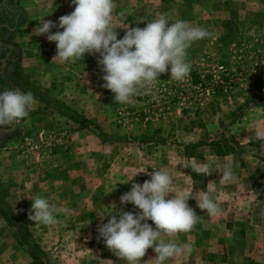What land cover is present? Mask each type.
Here are the masks:
<instances>
[{
	"label": "rangeland",
	"instance_id": "obj_1",
	"mask_svg": "<svg viewBox=\"0 0 264 264\" xmlns=\"http://www.w3.org/2000/svg\"><path fill=\"white\" fill-rule=\"evenodd\" d=\"M161 1L167 3L115 0L117 38L127 25L143 28L141 16L185 14L191 3ZM192 1L197 14L208 18L190 23L211 35L187 50L188 76L176 81L168 72L160 74L152 92L132 104L116 103L114 94L101 87L98 53L60 70L48 48L38 57L42 62L18 46L8 50L17 62L3 72L14 86L30 90L37 103L26 122L0 133V154L5 155L0 157V210L14 220L6 224L0 215V264H124L98 239L97 229L119 210L138 211L121 205L120 196L133 182L142 184L153 170L164 168L178 189L211 187L223 209L211 216L189 199L197 223L189 232L163 239L190 244L192 252L165 264H264V136L257 135L264 132V0ZM43 5L41 10L47 9ZM69 8L61 2L57 12L69 14ZM3 50L0 46V59ZM48 99L88 126L59 113ZM142 137L148 141L136 140ZM211 155L232 166L236 182L221 183L220 173L204 176L186 167L188 158ZM37 195L56 206L57 223L28 219L30 198ZM236 238L242 239L238 245ZM201 243L204 248H193ZM154 256L147 249L141 264Z\"/></svg>",
	"mask_w": 264,
	"mask_h": 264
},
{
	"label": "clouds",
	"instance_id": "obj_2",
	"mask_svg": "<svg viewBox=\"0 0 264 264\" xmlns=\"http://www.w3.org/2000/svg\"><path fill=\"white\" fill-rule=\"evenodd\" d=\"M71 4L74 10L61 16L58 22L43 20L42 16L32 34L44 35L49 42H55L56 54L52 60L61 65L79 62L85 54L98 53L97 63L103 73L101 87L110 90L119 104L135 103L136 97L152 92V85L165 72L171 79L183 81L191 70L186 60L187 50L193 42L211 35L189 21L170 22L167 16L157 14L143 28L127 25L118 39L117 26H112L114 0H71ZM3 23L0 20V25ZM53 28L57 31H51ZM36 103L30 90L0 86V133L26 122ZM257 135L264 136V132ZM186 167L204 176L220 173L221 183H234L238 179L232 166L215 155L207 160L188 158ZM212 191L211 187L195 191L193 187L178 189L169 169L153 170L149 180L142 184L133 182L130 191L119 198L121 205L131 204L138 211L119 210L110 215L98 227V239L124 264H141L149 248L155 256L144 264H165L178 255L187 257L192 252L190 244L166 242L163 237L189 232L197 223L199 216L189 206V199L211 216L221 214L223 209ZM30 199V221L41 225L57 223L55 205L40 195ZM106 262L113 264L111 260Z\"/></svg>",
	"mask_w": 264,
	"mask_h": 264
},
{
	"label": "crops",
	"instance_id": "obj_3",
	"mask_svg": "<svg viewBox=\"0 0 264 264\" xmlns=\"http://www.w3.org/2000/svg\"><path fill=\"white\" fill-rule=\"evenodd\" d=\"M146 1H148V0H146ZM190 1L192 4L189 2V3H187V5H185V7H186L185 8L186 9L185 14H182V13H180V14L166 13L165 16H167L169 18V21H172V22H174L177 19L186 20L189 22L197 21V19H198V22L207 21L206 18H208V15L203 17V16H200V14H197V11H196L197 5H195L192 0H190ZM61 2H67V4L70 7L69 8L70 13L74 10V5L71 4V0H10L9 5L18 6L24 13L23 21L17 27L12 25V18H11L10 13L7 10L0 13V20L4 21V23L2 25H0V29H2V30H0V46L3 47V49H4L2 51V53H3L2 55L4 56V58L0 59V86H3V87L14 86L11 78L8 77L3 72V70L5 69L8 71L12 65L16 64L15 61H17V60H16L15 55L11 56V55H8V53H7L8 50L12 51V49L15 46H18L21 50L24 49L25 50L24 52H26V50H27L31 55H33V57L35 58L36 61L37 60L39 61L38 57L40 55H42L44 50L47 51V48H48L49 57L53 58L55 56V54H56L55 42H49L44 35L37 36V35H33L32 33H33L34 28L38 25L39 19L42 16H44L42 18L43 20H51L55 23V22H58V20L61 16L67 14L66 10L63 12H59V11L57 12V7L59 6V4ZM43 3H45V7L47 9L41 10V6L43 5ZM164 3H167V1L162 2L161 0H158L159 5L160 4L164 5ZM169 3H171L170 0L168 1V4ZM114 4H115V0H114ZM0 6H1V3H0ZM1 7L3 9H5V7H3V6H1ZM48 9H53L54 12H56V13H54L53 11H48ZM156 15H157V13L154 12L152 15L141 16L139 19L142 21L143 27L146 25L148 20L154 18ZM180 15H183L184 17H181ZM113 16H114V11H113ZM59 30L62 31V29H59ZM51 31L55 32V31H57V29L53 28ZM9 36H11V37L8 38ZM28 36H29V39H28ZM44 38H45V42L41 40ZM5 39L9 40L10 43L9 42L4 43ZM42 43H44V46H42ZM52 52L54 53V55L52 54ZM5 53H6V55H5ZM39 62H42V61H39ZM38 67L41 68V65ZM54 67H55L54 65L50 66V68H52V69ZM56 68L60 69V70L61 69L64 70V69H66V66L62 65V67H60V65H59L58 67L56 66ZM4 156H5L4 153L1 152L0 157L2 159H4L5 158ZM1 219L3 220V222L6 223V221H4V219L2 217H1ZM229 230H231V229H229ZM241 240L242 239L236 238L235 243L237 242V245H238L241 243ZM193 248H195V249L204 248V243L196 244L193 246ZM234 255H235V253L233 254V256ZM237 258H239V257H237Z\"/></svg>",
	"mask_w": 264,
	"mask_h": 264
},
{
	"label": "trees",
	"instance_id": "obj_4",
	"mask_svg": "<svg viewBox=\"0 0 264 264\" xmlns=\"http://www.w3.org/2000/svg\"><path fill=\"white\" fill-rule=\"evenodd\" d=\"M3 1V2H2ZM0 3H1V6L5 7L4 10H7L11 17H12V25L13 26H19L22 21H23V18H24V13L23 11L16 5H9V0H0ZM17 62V61H15ZM48 104L50 106H52L54 109H56L59 113H61L62 115L66 116L67 118L69 119H73L75 122H78L81 126L83 127H87V122L78 117V116H74L72 115L71 113L69 114L68 110L60 103H58V101H51V100H47ZM95 134H97L98 137H101L103 138L102 134L98 131V128H94L92 130ZM138 142H147L148 139L145 138V137H142V138H137L136 139ZM0 215L1 217L4 219V221H6L7 224H14V220L12 218V215L7 212V211H4V210H0ZM17 226V225H16ZM33 248L40 254L41 251L39 249V247L33 242Z\"/></svg>",
	"mask_w": 264,
	"mask_h": 264
},
{
	"label": "built area",
	"instance_id": "obj_5",
	"mask_svg": "<svg viewBox=\"0 0 264 264\" xmlns=\"http://www.w3.org/2000/svg\"><path fill=\"white\" fill-rule=\"evenodd\" d=\"M207 94H209V90H206Z\"/></svg>",
	"mask_w": 264,
	"mask_h": 264
}]
</instances>
